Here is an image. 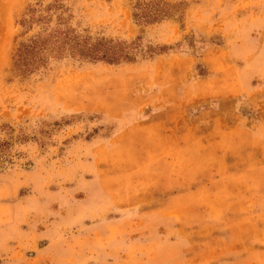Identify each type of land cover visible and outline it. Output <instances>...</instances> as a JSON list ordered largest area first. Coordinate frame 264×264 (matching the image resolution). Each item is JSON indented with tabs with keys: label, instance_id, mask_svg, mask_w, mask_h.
Returning a JSON list of instances; mask_svg holds the SVG:
<instances>
[{
	"label": "rangeland",
	"instance_id": "obj_1",
	"mask_svg": "<svg viewBox=\"0 0 264 264\" xmlns=\"http://www.w3.org/2000/svg\"><path fill=\"white\" fill-rule=\"evenodd\" d=\"M0 264H264V0H0Z\"/></svg>",
	"mask_w": 264,
	"mask_h": 264
},
{
	"label": "crops",
	"instance_id": "obj_2",
	"mask_svg": "<svg viewBox=\"0 0 264 264\" xmlns=\"http://www.w3.org/2000/svg\"><path fill=\"white\" fill-rule=\"evenodd\" d=\"M168 119L169 120H173L172 118H168ZM165 120H166V118H165ZM174 120H176L175 123H174L175 126H179V124H181V125H183L185 127V132L180 133V132L177 131L178 134L176 136L177 132H176V129H175L173 123L171 124L172 129L170 127L169 128L165 127L168 123H165V122H163V123L162 122H157L156 123V127L157 128H161L160 130H162L160 132L163 135H162V137L159 138V140L164 145V147H163L164 149L161 147L162 150H164V151H170V150L172 151L173 149H177L178 145H181V144L182 145H184V144L187 145V144H190V143L193 144L195 140H198L199 136L208 137L209 134H210V130H208V129H201V128L200 129H195L194 127H189L190 123H191V121H189V119L184 121L182 119L179 120V119L175 118ZM190 120H193V118H190ZM171 130H174V131H171ZM196 132H198V134H196ZM180 134H182V135H180ZM178 135H180V137L181 136H185V137L180 138V140H178V138H179ZM174 137H175V139H176V141L178 143L174 142ZM164 182L169 185V186L166 185L167 186L166 190H168L169 192L173 191L174 189L177 190V188H178L177 185H173L174 183H176V182L173 181V178L169 179L167 181H164ZM201 189H203V191H204L205 188L204 187H196V185L189 186L188 188H186V191L181 196H178L176 194V196H171L170 199L172 201H174V200L177 201L179 199L180 200H190V201H192V200L195 199L196 193L198 191H200ZM124 210H129V209L126 208ZM166 214L170 215L172 218L173 217H178V214H179L178 205H176V203L172 204L171 208L166 212ZM176 220H178V218H176ZM173 222H175V221H173ZM173 222L170 223V225H169L170 228H173V227L178 228L177 227L178 223L174 224ZM148 225L150 226L151 224H148ZM155 226L157 228L149 227V229L153 230L154 235H156L155 234L156 231H157V233H159L160 230H161L159 228L160 226H159L158 223H155ZM156 236H155V241L157 240ZM111 238L114 239V240H117L120 243V245H122V246H125L126 245L125 243L129 242V235L126 234L125 230H121V229L115 230L114 233H113V236H111ZM169 241H170V245H173L174 241L172 239H170Z\"/></svg>",
	"mask_w": 264,
	"mask_h": 264
}]
</instances>
